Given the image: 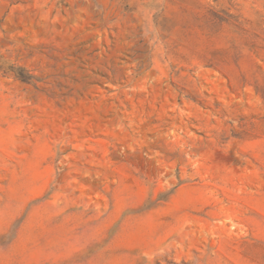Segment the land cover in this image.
<instances>
[{
  "label": "rangeland",
  "instance_id": "obj_1",
  "mask_svg": "<svg viewBox=\"0 0 264 264\" xmlns=\"http://www.w3.org/2000/svg\"><path fill=\"white\" fill-rule=\"evenodd\" d=\"M0 264H264V0H0Z\"/></svg>",
  "mask_w": 264,
  "mask_h": 264
},
{
  "label": "trees",
  "instance_id": "obj_2",
  "mask_svg": "<svg viewBox=\"0 0 264 264\" xmlns=\"http://www.w3.org/2000/svg\"><path fill=\"white\" fill-rule=\"evenodd\" d=\"M20 80L22 81H26L28 78H26L22 73L21 71L19 70L18 72V76H17Z\"/></svg>",
  "mask_w": 264,
  "mask_h": 264
}]
</instances>
